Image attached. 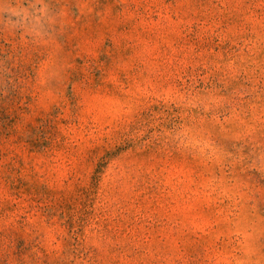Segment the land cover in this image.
<instances>
[{
  "label": "rangeland",
  "instance_id": "obj_1",
  "mask_svg": "<svg viewBox=\"0 0 264 264\" xmlns=\"http://www.w3.org/2000/svg\"><path fill=\"white\" fill-rule=\"evenodd\" d=\"M0 264H264V0H0Z\"/></svg>",
  "mask_w": 264,
  "mask_h": 264
}]
</instances>
